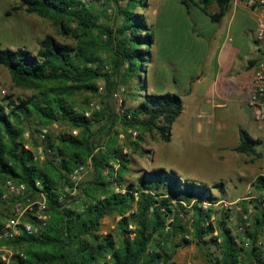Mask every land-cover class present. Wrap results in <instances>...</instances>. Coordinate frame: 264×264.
<instances>
[{
  "label": "trees",
  "instance_id": "obj_1",
  "mask_svg": "<svg viewBox=\"0 0 264 264\" xmlns=\"http://www.w3.org/2000/svg\"><path fill=\"white\" fill-rule=\"evenodd\" d=\"M16 1L6 15L23 10L52 19L59 33L70 36L75 44L46 34L38 40L35 53L21 47H0V65L7 69L13 84L36 91L24 98L4 95L0 103V193L6 179L24 182L26 192L44 194L49 216L37 235L0 239V244L21 249V255H14L8 264H166L179 248L191 244L202 251L207 264H264V249L256 245L258 216L245 231L252 245L244 248L237 244L229 226L230 213L212 206L218 199L212 188L222 193V181L207 184L183 179L162 167L143 170L127 181L128 153L113 143L103 147L93 143L92 122L115 120L107 103L102 102L104 109L92 111L89 117L84 114L86 109H75L73 95L97 93L99 79L104 80L105 99L114 93L119 78L142 80L140 72L146 64L139 68L138 60H150L153 33L144 13L135 9L144 10L147 1L127 0L119 7L122 22L115 33L99 23L100 15L87 0ZM189 1L219 21L232 0ZM100 50L107 52V59ZM123 66L126 68L121 71ZM138 95L135 105L122 109L121 125L126 131L136 130L138 139L155 132L168 142L170 127L183 109L181 96L173 92ZM30 122L34 123L31 130L26 125ZM53 122H65L77 133H61L52 139L47 132ZM26 128L35 132L47 128L40 137L42 144L35 143L41 152L47 151L42 163L23 140ZM260 143L261 139L240 127L234 150L254 161L262 156L256 147ZM87 160L92 164L90 177L80 181L76 195H71L74 189L68 173ZM112 162L118 163L116 169ZM104 173L122 189L110 186ZM250 187L264 195V174L256 175ZM0 205L1 230L6 206ZM111 214L119 216L113 231L100 232L102 219Z\"/></svg>",
  "mask_w": 264,
  "mask_h": 264
},
{
  "label": "rangeland",
  "instance_id": "obj_2",
  "mask_svg": "<svg viewBox=\"0 0 264 264\" xmlns=\"http://www.w3.org/2000/svg\"><path fill=\"white\" fill-rule=\"evenodd\" d=\"M127 0H87V4L91 5L94 11L100 15L99 23L106 24L115 32L117 27L122 22V17L119 14V7H124ZM147 7L144 10L136 8L135 11L143 12L150 24L151 32L156 34L159 30L158 23L162 18L163 11L170 14L174 24L173 38L178 40V28L182 26V10L185 6L181 0H146ZM187 4L191 3L185 0ZM17 3L16 0H0V47L1 48H26L35 53L38 49V40L44 35L50 34L62 43H69L74 45L75 40L70 36L61 35L59 33V26H57L52 19L38 16L34 13H27L23 10L12 11L10 15H6V11L10 9L12 4ZM152 7L157 10V13L152 15ZM105 39V38H103ZM102 39V40H103ZM102 52V53H101ZM101 56L107 59V52L100 50ZM147 57V56H146ZM141 64H149L147 61L138 60V67ZM126 67L123 66V71ZM141 73L142 80L136 81L135 78L123 79L119 78L116 83L114 93L118 91L119 87L124 86L125 91L121 94V99L125 100L123 105L116 97L111 95L108 99L104 97V80L97 81L98 90L95 94L86 92H76L71 100L74 102L76 110L89 109L92 111H102L104 103L106 102L109 109L108 113L115 119L113 123H109L107 119H102L99 122H92L93 143L103 147L108 143H113V146L123 153H128L130 158L129 172L125 173L127 181L134 180L143 170L162 167L166 170L176 171L183 179L193 180L197 182H205L212 184L217 181H222L223 192L221 193L217 188H212V193L219 199L236 200L256 194L250 187V182L258 174H264V157L258 158L254 161L250 156L244 161H236L240 165L239 170L241 174L236 175L234 170H222L215 166V162L209 158L210 144L194 145L186 142V136L182 129L175 130L173 137L168 142H163L159 139L155 132L144 133L141 139L137 138V132L134 129L127 131L121 125L120 115L122 109L128 106H133L132 102L137 94L148 93H164L162 86L156 81L154 70L149 71L148 77L145 76V70ZM136 85V89L134 88ZM0 86L5 89L6 95H13L15 97H28L36 91L31 88H21L13 84L10 75L6 68L0 65ZM149 86L153 87V91L147 89ZM169 92V91H165ZM94 102L90 106V102ZM4 99L0 93V103ZM112 121V119H111ZM234 123V121H233ZM29 124V125H28ZM33 122L26 123L30 130L33 127ZM232 125V123H231ZM26 128L23 140L26 146L31 148L35 153L39 163L47 155V151L39 152L35 143L42 144L40 132L30 131ZM40 128V127H39ZM70 127L65 122H53L48 126V136L54 139L58 134L71 133ZM47 135V134H46ZM138 142V144H133ZM257 149L264 153V143L256 145ZM106 169V168H105ZM106 175V176H105ZM106 181H110V186H114L116 190H121L116 186L115 179L104 173ZM90 174H85L80 181L86 180ZM67 190V189H65ZM71 193V195H76ZM119 218L116 214L105 216L101 222L100 232H112L116 220ZM229 226L234 229L233 222ZM19 247L8 246L7 244H0V264L10 263L14 255H21ZM166 264H207V261L202 251L195 245L191 244L183 248H179L173 259ZM249 264V262H247Z\"/></svg>",
  "mask_w": 264,
  "mask_h": 264
},
{
  "label": "crops",
  "instance_id": "obj_3",
  "mask_svg": "<svg viewBox=\"0 0 264 264\" xmlns=\"http://www.w3.org/2000/svg\"><path fill=\"white\" fill-rule=\"evenodd\" d=\"M256 15L244 0H232L222 18L213 21L191 2L183 7L175 41L173 19L163 11L145 67L146 77L154 70L163 92L182 98L183 109L170 127V139L175 128L182 129L187 143H209L215 166L236 175L241 171L236 172L240 165L235 162L247 158L234 150L239 128L264 143V118H258L259 107L250 103L255 66L264 59V41L255 39ZM139 100L140 96L132 105Z\"/></svg>",
  "mask_w": 264,
  "mask_h": 264
},
{
  "label": "built area",
  "instance_id": "obj_4",
  "mask_svg": "<svg viewBox=\"0 0 264 264\" xmlns=\"http://www.w3.org/2000/svg\"><path fill=\"white\" fill-rule=\"evenodd\" d=\"M246 5L257 12L255 30V39L257 41H264V0H244ZM126 66V65H125ZM125 91V87H119L118 91L113 93L119 101H122L121 94ZM0 93L2 96L6 94L4 88L0 86ZM250 103L259 107L258 118H264V59L259 61L255 66L252 92L250 96ZM94 102H90V106H93ZM86 117L91 115V111L87 109L84 112ZM47 128L42 129L40 137L43 138ZM72 134H76L77 130H72ZM41 152V148L38 149ZM113 167L116 169L118 163L112 162ZM92 164L90 160H87L75 168L69 173V181L73 185L75 191L82 177L90 172ZM37 185L39 183L37 182ZM2 192L0 193V203L6 206L4 210L5 220L0 230L1 238H14L21 234L25 235H37L46 226L48 220V204L44 194L38 193L37 195L26 192V184L21 181L13 179H6L2 184ZM71 192V193H74ZM243 203V204H242ZM214 208H222L228 211L229 223L233 222L235 228L233 234L238 245L244 248H249L252 245L251 239L245 236V231L248 227H251L252 218L257 215L259 223V238L256 241V245L264 249V195L255 194L253 196L236 199L233 201L226 199H219L212 205ZM206 207V206H205ZM246 207L247 211L244 210ZM2 211V205H0V212ZM214 215L211 216V220ZM216 233V232H215Z\"/></svg>",
  "mask_w": 264,
  "mask_h": 264
}]
</instances>
